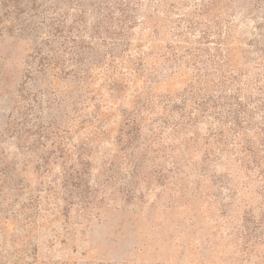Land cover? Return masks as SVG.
<instances>
[{
	"label": "rangeland",
	"instance_id": "1",
	"mask_svg": "<svg viewBox=\"0 0 264 264\" xmlns=\"http://www.w3.org/2000/svg\"><path fill=\"white\" fill-rule=\"evenodd\" d=\"M0 264H264V0H0Z\"/></svg>",
	"mask_w": 264,
	"mask_h": 264
}]
</instances>
